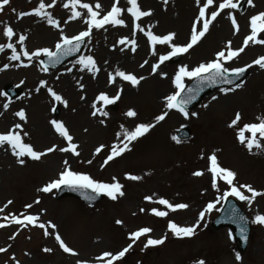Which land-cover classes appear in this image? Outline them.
<instances>
[{"label":"rangeland","instance_id":"374dc122","mask_svg":"<svg viewBox=\"0 0 264 264\" xmlns=\"http://www.w3.org/2000/svg\"><path fill=\"white\" fill-rule=\"evenodd\" d=\"M45 2L50 3L51 0ZM64 2L57 0V4L48 9L60 22V27L55 28L35 15L18 18L20 12H30L37 7L39 0H10V4L0 12V44L13 43L19 53L20 45L16 41L23 34L27 37L24 46L29 52L40 48L55 51L61 29L68 36L87 29V10L77 7L82 16L69 20L71 11L63 7ZM81 2L89 3L102 17L111 10L115 0ZM97 2L101 5L100 9L95 8ZM219 2L214 0V4L206 10V16L218 7ZM234 2L239 5L237 9L222 11L198 44L187 53L180 54V60L172 62V57L160 64L155 73L152 72V65L171 49L167 45H152L145 33L149 30L156 35L172 32L175 33L173 43H187L198 9L202 6L197 5L196 0H168L167 4L163 0H138L141 10H151L152 13L151 23L142 33L135 29L133 18L126 11L129 7L127 0H119L117 6L125 9L119 18L124 19L125 25L109 24L101 29H93L91 36L85 39L86 48L82 55L94 58L99 68L95 75L86 69L80 70L81 66L76 64L80 57L55 71L45 72L41 70L43 56L33 58L30 63L22 54L20 60H11V49L5 48L0 52V93L5 94L0 95V133L20 123L22 130L17 131H21L24 142L31 144L35 150L45 151L53 145L66 147L67 141L50 124L51 120L56 119L68 128L80 153L75 156L71 152L56 150L39 160L25 156L22 157L25 163L21 165L10 147L0 146V208L4 209L0 212V223L6 224V227L0 228V247L8 249L0 253V264H16V261L19 264H77L78 260L82 264H103L97 258L104 252L116 254L129 244L132 247L114 264H195L201 259L205 264H264V226L252 222L257 214H264V196L257 197L250 205L242 203L253 228L244 254L239 253L232 237H229V230L215 231L210 226L225 201L206 213L191 237H175L168 229L169 221L180 226L195 224L206 205L228 190L223 180L217 181L219 191L212 187L208 157L213 153L222 167L236 173L234 184H250L256 190L264 191V150L253 148L249 151L237 139L239 128L245 123L258 122L256 118L264 116V69L253 64L247 69V78L240 88L227 94L220 92V89L212 92L199 106L188 111L187 119L180 112L165 108L164 98L176 90L173 79L180 66L192 68L213 60L218 51H227L229 41L233 50L240 48L251 32V17L264 12V0H253V5H249L247 0ZM229 12L237 21L238 31L234 30L228 18ZM144 20L141 18L135 23L141 25ZM6 25L16 33L11 41L3 36ZM262 34H258V38ZM125 37L136 41L135 51L131 50L133 46L130 43L119 44V40ZM260 56H264V44L249 42L245 50L226 62L225 66L229 69L245 67ZM161 66L174 68V71H161ZM69 68L71 72L67 71ZM117 69L144 79L132 86L115 76ZM162 73H166V76ZM110 74L114 77L112 83H109ZM192 80L185 78V87ZM41 81L46 84L41 86ZM7 86L18 89L20 97L10 99L5 93ZM48 88L67 100L68 106L54 102ZM118 92L119 99L114 102L116 109L111 108L114 103L106 105L97 100L101 93L112 98ZM6 103L7 109L3 107ZM94 103L97 108L104 107L108 115L102 118L97 113L93 116ZM162 105L164 109L160 110L159 106ZM53 107L55 111H52ZM21 109L25 111L26 121H20L15 115ZM130 109L137 113L135 117L126 115ZM164 111L168 112L167 117L156 123L155 117ZM193 112L197 115L192 116ZM236 112L241 113L242 119L237 126L229 127ZM139 123H153L155 126L133 141L129 145L130 151L103 165L111 146L123 139L122 135L119 139L117 136L122 132L121 126L132 130ZM183 128L189 129L192 137L177 143L172 137ZM24 132L28 135L23 136ZM261 143L264 145V141ZM100 145H104V148L96 153L95 149ZM89 160L91 164L87 163ZM64 161H68L71 169L103 182H111L112 177H116L123 185L124 195L112 200L103 194L98 204L87 206L75 198L57 199L58 189L49 193L39 191L59 177L65 167ZM195 171H202L203 175L194 176ZM126 174L140 176L141 179L129 180ZM245 194L250 195L246 191ZM146 196H152L153 201L165 198L172 203H186L189 207L169 211L166 217H157L151 213L152 208L167 209L145 200ZM37 200L39 203H36ZM8 201L12 203L8 204ZM29 204L32 207L26 208ZM142 208L145 211L141 212ZM9 214L21 218L23 214L36 215L39 217L38 223L47 225L51 222L56 228H49V232L58 233L78 255L65 253L54 235L45 236L44 230L38 226L23 227L4 220ZM117 220L122 223L117 224ZM143 227L152 231L133 243L130 233ZM13 236L15 238L10 239ZM149 237L166 239L161 245L146 248ZM45 248L52 251L45 252ZM237 254L240 260L236 259ZM13 256L15 260L11 259Z\"/></svg>","mask_w":264,"mask_h":264},{"label":"snow or ice","instance_id":"6c2138e0","mask_svg":"<svg viewBox=\"0 0 264 264\" xmlns=\"http://www.w3.org/2000/svg\"><path fill=\"white\" fill-rule=\"evenodd\" d=\"M249 5H253V0H247ZM119 3V0H115V2L111 6V10L108 11L106 14H104L102 17H100V12L93 10V7L89 3H82L81 0H65L63 3V7L65 9H70L71 15L69 16V20H75L77 18H80L82 16V12L77 10V7L80 9H86L87 10V18H86V24L87 29L84 31H80L76 35L68 36L65 35L63 30H60V39L55 44V51L49 49V48H40L36 49L35 51L29 52L26 50L24 46V42L27 39V37L23 34L19 35L18 40L16 41L17 44L20 45V51L17 52L16 45L13 43H7V44H0V52H3L5 48L11 49V60L18 61L21 59V54L28 59V61L31 63L33 58H39L41 56H46L48 58V63L43 64L42 63V71L47 72L48 66H55V64L59 63L61 61L62 57L71 56L76 52L80 51V46L85 42L86 38H89L91 36L93 29H101L104 28L105 25H112V26H124L125 21L121 17L122 12L125 11V9H122L121 7H118L117 4ZM164 4L168 3V0H163ZM197 5H201L198 9V16L196 17L195 21L193 22L192 30H191V36L190 40L183 44H175L173 43L175 38V33L169 32L166 35H156L151 30L147 31L145 35L148 37L149 42L152 45H167L171 50L168 51L166 54L161 55L159 57V62L152 65V72L155 73L157 69L159 68L160 64H163L165 61L171 59L172 57H175L177 55L187 53L190 49H192L196 44L200 42V40L205 36V34L209 31L210 25L217 19V17L220 15L222 11L225 9H237L239 7L237 2H234V0H220L218 7L215 8V10L210 11V15L206 16V10L210 9V6L214 4V0H196ZM10 4V0H0V12H2L5 8V6ZM57 4V0H51L50 3H46L45 0H39L38 6L32 9L30 12H20L18 14V18H23L24 16L28 15H35L37 17H40L46 22L51 25L52 27L59 28L60 22L53 17V14L48 11V9L53 8ZM127 5L129 7L126 8L127 13L131 15L133 18V23L135 29H138L140 31H144V29L135 22L137 20H140L142 17L150 16L151 10L143 11L141 10V6L138 4V0H127ZM96 9H100L101 5L97 2L95 4ZM15 11V9H13ZM100 17V18H98ZM228 18L231 20L232 26L234 30L238 31V24L235 19V17L232 15L231 12L228 13ZM67 23V21H65ZM199 26V27H198ZM250 27L251 32L248 36L245 37L243 41V45L233 50L231 48V41H229L226 45L225 50L218 51L215 54V58L211 61H208L206 63H200L196 67L190 68L187 65H182L179 67L178 71L176 72L173 84L175 87V91L166 96L165 99V108L168 110H176L180 112L186 119L189 117V112L187 111V106L196 99V94L198 92V89H192L188 88L187 91L191 93V95L184 96L182 95L185 91V84L184 79L187 78L189 80L192 79H198L201 84H209L214 85L217 82L220 83H227V84H233L235 83L233 80L229 78V73L236 77L242 76L245 71L248 68H251L254 65L259 66V68L264 69V56H260L257 59H255L252 64H248L245 67H238V68H232L229 69L225 66V63L228 61L233 60L236 58L240 53H242L245 50V47L249 45V42L253 44H264V38H258V34L264 33V12H260L256 15H253L250 19ZM3 36L7 37L9 41L13 39L14 36H16V33L14 32V29L11 26H5L3 29ZM126 43L132 44V51H135V40H129L128 38H121L119 40V44L124 45ZM123 50V49H121ZM147 63V61H145ZM76 64L81 66V71L87 70L88 72H91L95 75L99 71V68L96 65V62L94 58L91 55L87 56H80V58L76 61ZM27 66V65H25ZM143 66V65H141ZM5 68L8 67V65H4ZM67 71L71 72L72 69L69 68ZM161 75H165L166 73H162ZM116 77H120L122 80L129 82L132 86H136L139 84L141 80L144 79V77H137L134 74L131 73H125L124 71H121L119 69L115 72ZM114 81V77L110 74L109 75V83H112ZM41 86H44L46 84L45 81H41ZM242 85L240 83H235L234 88H220V92L227 94L230 91H235L236 89L240 88ZM83 85H81V88ZM39 89H37L38 91ZM48 93L51 96L52 100L58 104L63 105L64 107L68 106L67 100H65L60 94H58L56 91H54L52 88H48ZM0 95H5L4 93H0ZM84 97H81L83 99ZM119 99V92L115 97L109 98V96L105 93H101L98 97V101H102L104 104H112L116 100ZM213 99H216V97H213ZM3 107L7 109L8 104H4ZM94 111L92 112L93 116H96L99 112L102 116H107L108 113L104 112L102 108H97L96 104L94 103L92 105ZM55 107L52 108V111H55ZM17 117H19L20 121H26V114L23 109L17 111L15 113ZM126 115L128 117H135L137 113L134 110H128ZM168 115L167 111L162 112L160 115H157L155 117L156 123H159L163 121ZM192 116L197 115V113L193 112L191 113ZM241 113L236 112L234 119L231 120V123L229 124V127L237 126L239 122L241 121ZM258 122H252V123H245L243 127L239 128L237 139L242 145H245V147L251 151L253 148L256 149H262L264 150V145H262L261 141H264V116H258L257 118ZM104 121L101 120V124H103ZM50 124L54 128L55 132L58 133L65 141H67L66 147L57 148L56 145H53L49 148H47L45 151H37L34 149V147L29 144L25 143L21 131L22 125L20 123H16L12 128H10L8 131L4 133H0V146L7 145L11 148L12 154L17 158V162L21 165L25 163L24 159L22 157H29L32 160H39L44 155L51 153L53 151H60V152H71L75 156H79L80 153L77 151L78 145L76 143H73V136L70 134L68 128L65 126V124L62 121L53 119L50 121ZM155 125L153 123H139L135 126L134 129L128 130L121 126L122 132L118 133V139L122 135L123 139L120 140L119 143H115L111 146V150L109 155L106 157V159L103 161V165H107L111 160H113L115 157H118L122 155L125 151H130L129 145L136 141L138 138L144 136L147 132H149L150 129H152ZM245 133H249L250 135H245ZM28 133L24 132L23 136H27ZM173 140H175L177 143H179V139L176 136L172 137ZM104 148V145H100L95 149L96 153H100L101 150ZM208 160L210 162L208 171L212 175V187L215 188L217 191H219V188L217 187V181L223 180L226 185H228V190L224 191L222 195L218 196L214 202H209L205 209L199 213V218L196 221L195 224L191 226H180L176 224L174 221L168 222V229L171 231V233L175 237H191L195 234L197 228L200 226V222L204 220L206 213H210L213 209L216 208L217 204H219L221 201H227L229 197H236L241 201H246L248 204H251L253 200H255L257 197L264 196V191H258L255 188H253L250 184H241L236 185L234 184V181L236 179V173L232 171L231 169L222 167L218 163V158L215 153L210 155L208 157ZM87 163L91 164L92 161L89 160ZM65 167L64 170L60 172L59 177L55 180H52L45 186L39 189V191L44 193H49L53 189H60L62 186L70 188L73 191H81L84 195V198L87 200L94 199L93 195H89V192L95 195L104 194L111 198L112 200H116L118 196H123L124 193L122 191L123 185L119 182V180L116 177H112L111 182H103L100 180H97L96 178L92 177L91 175L75 171L71 169V167L68 165V161H64ZM194 176H201L203 175L202 171H195L193 172ZM126 179L129 180H139L141 179L140 176L136 175H130L126 174ZM243 190V191H242ZM245 191L247 193H250V195H246ZM145 200L157 203L159 205H163L165 207V211L159 210L158 208H152L151 213L157 217H166L169 213V211H177V210H183L187 209L189 207L186 203H172L169 200L165 198H159L156 201H153L152 196H146ZM12 201H8V204H11ZM36 203H39V200L36 201ZM7 207V205H5ZM32 205H26V208H31ZM3 208H0V212H3ZM141 212L145 211L143 208L140 209ZM233 212H235V209H233ZM239 221L242 222L240 232L242 237L246 239V236H244V233L246 232V228L244 225L247 224V220L244 216L238 217ZM4 220L10 221L11 223H15L18 225H21L23 227H27L28 225L38 226L39 228L44 230V235H54L56 242L58 243L59 247L65 252L69 253L73 256L78 255L72 248H70L64 240L61 238V236L56 232H49L50 229H55L56 225L52 224L51 222H48L47 225L45 223H38L39 217L36 215H28L23 214L22 218L20 216L11 215L4 217ZM235 222V220H233ZM255 224L264 226V214H257L252 221ZM117 224H121L122 221L117 220ZM6 227V224L0 223V228ZM152 231L151 228L143 227L140 228L132 233H130V238L132 239L133 243L139 239L142 236H145L146 234L150 233ZM229 237H232V233H229ZM15 237H10V239H14ZM166 237H161L160 239H153L148 238L147 242L145 244V247L149 246H157L164 243ZM10 247V246H9ZM132 247L131 244L128 245V247L124 248L120 252L113 254L111 252H104L101 257H98L100 261L103 262V264H114V262L119 261L122 257L125 256V254L128 252V250ZM7 248L0 247V253L7 252ZM45 252H51L52 249L45 248ZM11 259L15 260V257L13 256ZM237 260H240L239 254L236 256ZM16 264H19V261H16ZM77 264H82L81 261H77ZM195 264H205L204 260H198L195 262Z\"/></svg>","mask_w":264,"mask_h":264},{"label":"water","instance_id":"95a60500","mask_svg":"<svg viewBox=\"0 0 264 264\" xmlns=\"http://www.w3.org/2000/svg\"><path fill=\"white\" fill-rule=\"evenodd\" d=\"M85 43V42H84ZM84 43L80 46V51L74 53L71 56H66V57H62L61 61L57 64H55V66H51L49 65L48 68L49 69H56L60 66H62L63 64H65L66 62H68L69 60L75 59L76 57H78L83 48H84ZM179 59V56L176 57L174 59L177 60ZM44 64L48 63V58L45 56L43 59ZM229 78L231 80H233L235 83H241L244 81V79L247 76V71H245V73L240 76V77H236L232 74H228ZM235 83L233 84H227V83H220L217 82L214 85H209V84H201L199 82L198 79L194 80L187 88L186 91L182 94L184 96H188L191 95V93H189L187 91L188 88H192V89H198V92L196 94V99L193 100L188 106L187 109H192L195 106H197L202 99L210 92L216 90L217 88H222V87H226V86H230V85H235ZM7 93L10 95L11 98H15L18 97L20 94L18 91H16L14 88L12 87H8L7 88ZM191 134L188 130H181L178 133V137L181 139H188L190 138ZM63 191L59 194V198L63 197V196H75L80 198L81 200H83L84 202H86L87 204L90 205H95L97 204L101 199H102V195H95L89 192V195H93L94 199L91 200H87L84 198V195L82 194L81 191H73L70 188L64 187L62 189ZM233 209H235V212H233ZM239 216H244L247 220V224L244 225V227L246 228V232L244 233V236H246V239L244 237H242L241 232H240V228L242 225V222L239 221L238 217ZM233 220H235V222H233ZM212 227L215 230H219L222 228H230L233 234V237L238 245V248L240 250L241 253H244L246 251V248L248 246V240H249V236H250V232H251V225L250 222L247 218L246 213L240 208V206L234 201V200H228L226 205L223 207V209L221 210L220 216L216 219V221L212 224Z\"/></svg>","mask_w":264,"mask_h":264},{"label":"bare ground","instance_id":"6f19581e","mask_svg":"<svg viewBox=\"0 0 264 264\" xmlns=\"http://www.w3.org/2000/svg\"><path fill=\"white\" fill-rule=\"evenodd\" d=\"M142 19H145L144 20V26H143V24H141L140 26L144 29V30H146L147 29V27L150 25V23H151V20H152V16L150 15V16H147V17H142ZM140 31V30H139ZM141 33L143 32V31H140ZM262 37H264V34H262L261 35V38ZM160 70L161 71H164V72H168V71H174V68H165V67H163V66H161V68H160ZM88 75H91V74H88ZM102 108V110L104 111V112H106V109L104 108V107H101ZM159 109L160 110H163L164 109V105H162V106H159ZM98 115L100 116V117H105V116H102V115H100L99 114V112H98ZM247 203V202H246ZM250 205V204H249Z\"/></svg>","mask_w":264,"mask_h":264}]
</instances>
